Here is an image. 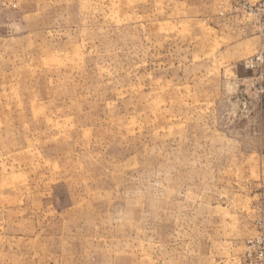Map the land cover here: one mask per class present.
<instances>
[{
  "label": "rangeland",
  "instance_id": "1",
  "mask_svg": "<svg viewBox=\"0 0 264 264\" xmlns=\"http://www.w3.org/2000/svg\"><path fill=\"white\" fill-rule=\"evenodd\" d=\"M263 49L264 0H0V264H264Z\"/></svg>",
  "mask_w": 264,
  "mask_h": 264
},
{
  "label": "built area",
  "instance_id": "2",
  "mask_svg": "<svg viewBox=\"0 0 264 264\" xmlns=\"http://www.w3.org/2000/svg\"><path fill=\"white\" fill-rule=\"evenodd\" d=\"M262 53H264V49L261 51V54H262ZM258 58H259V56H258Z\"/></svg>",
  "mask_w": 264,
  "mask_h": 264
}]
</instances>
